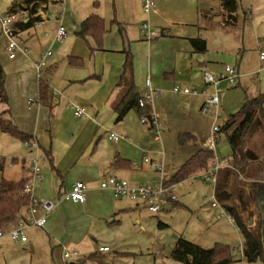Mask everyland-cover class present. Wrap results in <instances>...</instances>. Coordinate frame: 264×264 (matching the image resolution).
<instances>
[{"label": "crops", "instance_id": "1", "mask_svg": "<svg viewBox=\"0 0 264 264\" xmlns=\"http://www.w3.org/2000/svg\"><path fill=\"white\" fill-rule=\"evenodd\" d=\"M156 1L158 4L146 14L141 0H42L39 2L37 14L34 15L41 20L26 29H21L18 23L29 21L32 4H27L25 0L10 3L8 13L17 16L14 36L26 34L28 42L37 39L44 42L51 39L53 53H42L43 57L46 56V62L51 59L45 69L43 68L50 78L49 80L46 76L49 82L48 101L51 105L39 102V80L36 85L30 80L34 73H38L34 62L41 53L36 57L24 54L11 59L5 49L10 61L9 71L21 79L17 83L18 95L9 98L8 103L0 101L3 104L1 114L4 118L13 120L22 131L33 135L40 147L42 146L38 134L42 129L49 128L52 143L49 150L44 149L46 161L43 156L40 161L44 179L36 184L34 195L39 199L52 200L57 206L48 214L45 227L27 229L30 233L27 234L26 243L16 244L9 235L0 239V264H26L25 260L9 257L12 256L11 253H18L21 248L29 253L26 257L27 264H33L39 248L45 257L57 264L56 257L62 255V244L80 251L85 254L84 257L92 253L104 256L105 252H99V247L108 245L99 246L97 251L87 242L89 235L103 236L107 233L106 230H110L108 234L116 240H123L130 232H135V227L131 229V226H125L126 221H137L142 225L144 216L139 202L117 197L109 189L101 187L102 181L109 176L135 180L136 170L148 164L144 163L143 159L144 152L150 146L146 128L153 130L151 125L143 124L135 110H130L122 118H119V113L114 110L115 103L123 93L124 86H118V82L127 56L132 58V75L137 90L140 93L144 91L148 78L154 87L160 89L152 107L162 121L163 115L174 113L172 108L175 86H193L199 90L212 91L213 87L205 84L204 72L210 71L218 76L224 72L225 67L219 65L216 59L233 58L230 52L226 53L225 41L221 37L218 38L220 45L216 51L220 58L210 55V38L203 34L205 23L214 17L223 18V28L237 24V21L234 24L226 22L222 8L218 11L207 5L201 6L204 2L198 0ZM60 9L65 12L61 14ZM54 12H59L61 17L54 18ZM41 14H45L47 18L43 19ZM91 14H98L105 20L107 31L101 48L92 36L83 38L78 34L83 21ZM146 18L153 27L161 30L159 37L156 32L157 36L153 40H147L140 34L141 22ZM47 21H57L56 28L64 25L69 30V35L63 41H58L53 36V29L52 35L48 37L47 32L40 31ZM245 35H242L241 58L236 55V65L231 66L237 72L236 81L244 87L245 95L254 97L260 93L264 94V62L259 58L260 51H264V31L258 32L254 26L252 40L256 49L249 48L253 49L249 53L255 55L254 63L251 64L245 63L244 59ZM195 38L205 41L204 52L195 50L191 41ZM236 53L238 52L233 50L232 55ZM71 57L79 62L72 64L69 62ZM222 82L221 87L224 90ZM31 98L32 107L29 105ZM204 99L201 93L189 95L190 110H200ZM69 100V106L73 110L72 103L85 107L87 116L75 129L61 128V125H65L61 123H57L54 129L52 124L47 123L48 117L60 121L69 109L66 105ZM6 110L8 112H5ZM108 131L120 132L118 134L125 135L127 139H120L124 140L122 143L118 140L116 145H106L103 133ZM151 141L154 143L161 140ZM200 149L207 148H198L192 156ZM117 158L124 160L115 163ZM29 169L30 164L23 160L22 176L13 181L29 177ZM165 171H169V167H166ZM78 181L87 185L86 200H61L62 195L70 191ZM26 214L27 208H24L19 216ZM81 258L83 257L79 259ZM75 261L77 260H70L69 264ZM235 263L236 261L232 264Z\"/></svg>", "mask_w": 264, "mask_h": 264}, {"label": "rangeland", "instance_id": "2", "mask_svg": "<svg viewBox=\"0 0 264 264\" xmlns=\"http://www.w3.org/2000/svg\"><path fill=\"white\" fill-rule=\"evenodd\" d=\"M14 1L15 0H0V64L4 67L7 74L6 89L10 99L12 96L18 95L17 83L21 77L18 75L16 76L14 72L9 71L10 69H8L10 61L7 58L5 49L10 41L3 33L1 18L9 12L8 8L10 7V3ZM152 1L155 3V6L158 4L156 0ZM205 5L212 7L214 10L221 11L220 2L217 0H211L206 3L204 2L201 6ZM55 12L53 17L55 18L59 16L60 18L61 15L59 12ZM64 12L65 11L60 9L61 14ZM41 15L43 19L47 18L45 14ZM236 16L238 19L237 24L235 26H227L226 28H223L221 24L223 18L214 19V17H211V20L205 23V30H203L204 36H208L210 38L211 56L218 57L216 54V51L220 45L218 38L221 37L222 40L225 41V51L226 53L230 52L229 54L233 58L218 57L220 59H216V61H218V64L223 68L226 66V64L233 66L236 65V55L239 59L241 58L243 53V33L246 34V49L244 51V53H246L244 57L245 63H254L253 58L255 55L249 53L253 50L249 48L256 49L255 42L252 40L254 26L256 31H264V0H240L238 9L236 11ZM145 21H148L149 25L158 33L159 37L161 30H159V28L153 27L147 18L141 22L140 34L143 36L141 29L142 24ZM55 25L57 26V21H47L40 31L47 32L49 37L52 35V31L54 29L55 31L53 36L56 39L58 28L61 25H59L58 28H56ZM27 38L28 37L26 34L13 37V41L17 45V57L24 54L33 55L36 57L39 56V53H41L37 61L34 62L37 63L43 60V54L45 55L48 52L53 53L51 39L44 42H40L38 39L28 42V40H26ZM254 40H256V37H254ZM221 43L223 45V42ZM233 50H236L238 53L232 55ZM50 60L51 59L47 60V62H50ZM40 75L44 77L47 76L49 78L44 70L41 74L34 73L33 76L30 77V80L34 81V84L36 85ZM178 86L190 88L193 87L182 85ZM222 86L224 88V92L221 94L222 98L219 108L216 109L215 107H209L206 113H202L201 109L193 112L190 110L188 102L189 95L176 93L173 91V115H163V119L161 121L159 115L155 113L160 123L161 141H155L153 143L151 141V139L155 140L153 130L146 128V132L148 133L150 139V146L148 147L147 151L144 152V157H148L157 161L163 166L164 172L161 173L157 171L155 167L148 163L144 164L142 168L136 170L137 174L134 178L135 180L131 181L127 178L124 179H127L132 184L138 186L152 184L154 187H157V183L161 181L162 178L169 179L171 175L175 174L180 166L185 163L198 148H207V143L213 136V126L218 125L222 127L226 120L231 115L239 111L245 102L246 95L243 89L244 87H241V85L238 84V81H236L235 84H230L227 80H223ZM206 91L208 94H212L214 92L213 89L212 91H209L208 89ZM248 96L252 97V95L249 94ZM32 101V98L29 99V105L31 107ZM155 102L156 101H154V103ZM70 103L71 100H69L66 104L68 105L69 109L66 111L65 115H62V121L48 117L47 123H49V125L52 124L54 129H56L57 123L65 124L61 125V128L69 127L75 129L84 118H78L74 115V110L69 106ZM2 105L3 104L0 102V118L3 111ZM110 132L111 131L103 133V140L105 144H118L117 141L115 142L109 140ZM184 134H192L193 136H189L188 138L186 137L187 139H181V136ZM219 136L220 137L218 139L216 148L217 155L219 157H230L232 155V149L226 136L222 132L219 133ZM38 139L42 147H40L39 144L35 145L24 143L0 130V158L4 160L3 169L0 170V179L2 177L9 180H16L20 178L22 176L23 160L26 164H30V166L32 164V158L37 156H43L44 161H46L47 158L44 149L49 150L52 143V136L49 132V128L42 129V131L38 134ZM122 142H124V140H120V143ZM245 146L248 151L253 154V156H258L261 159H264L263 124L258 122V124L253 126L245 139ZM259 163L260 161L258 160L257 164ZM262 166L264 168V163ZM166 167H169V171H165ZM242 176H239L235 181L238 186L240 185V182H244V177ZM229 180L231 181V179ZM242 185L243 184H241V186ZM215 186L216 185L210 181L194 179L192 177L181 181L178 183V187L175 191L178 202L176 204L174 203L167 205L166 209L161 213H152L144 203H139L144 216L143 223L140 226L137 221L133 223L126 221L125 226H131V229L135 227V232H130L127 236H125V238H123V240H116L113 236H111V234H108L110 230H106L105 232L107 233H105L103 236L95 235L93 237L89 235L87 242L91 244L90 247L97 249V251L99 246L108 245L111 250L109 252L103 253L108 264H182L171 258V253L175 248L178 239L180 238L194 242L206 249L213 248L218 244L228 245L231 249L233 258L236 260L235 264H249L243 255L244 237L238 229L235 221L228 220L226 216H220L221 208L212 206V203L216 201ZM238 190L239 189L236 188V191ZM159 221H162L166 225L160 228L158 225ZM249 224H255V215H253L252 219H249ZM29 233L30 231L26 229V236L27 234L29 235ZM12 241L16 243L13 239ZM37 251L38 252L34 256L33 264H54L52 259L49 260L47 256L45 257L42 254V249L39 248ZM79 253L81 255L80 257H84L85 254L81 253L80 251ZM28 254V251H26L24 248H21L18 253H11L12 256L9 257H14L17 259L20 258L25 260L27 264L28 260L26 257ZM87 255L88 253L86 256ZM69 261L70 260H62L61 256L56 257L57 264H69Z\"/></svg>", "mask_w": 264, "mask_h": 264}, {"label": "trees", "instance_id": "3", "mask_svg": "<svg viewBox=\"0 0 264 264\" xmlns=\"http://www.w3.org/2000/svg\"><path fill=\"white\" fill-rule=\"evenodd\" d=\"M25 1L27 4H32V7L30 8L29 21L18 23L21 29L30 28L41 20L34 15L37 14L39 2L42 0ZM217 1L220 2L226 22L234 24L237 21L236 11L240 0ZM106 31L105 20L98 14H91L83 21L78 34L83 38L92 36L97 46L101 48ZM191 41L196 51L204 52L206 50V43L203 39L195 38ZM69 62L76 64L79 60L71 57ZM132 73V58L128 55L118 82V86H124L123 93L119 101L115 103L114 110L119 113V118H122L130 110H135L140 117L147 116L151 118L153 107L151 104L139 105L141 93L134 84ZM5 82L6 73L0 64V101L8 103L9 97ZM48 89V79L40 75L39 102L50 106ZM5 112H8V110ZM258 122L264 125V94L260 93L254 97L246 95L241 109L231 115L221 127V132L226 136L231 146L232 155L229 157L230 166L219 173L218 182L215 186V196L218 202L233 216L244 237L243 255L249 264H264V168L262 166L264 159L253 156L245 146L246 137ZM0 130L24 143L36 141L33 135L22 131L13 120L3 116L0 118ZM189 136L191 137V135L184 134L181 139ZM214 155V151L208 148L198 150L168 179V183L184 181L209 168ZM121 160L124 159L117 158L115 163H119ZM258 160L260 161L259 164H257ZM3 164L4 160L0 162V170L3 169ZM239 176L244 177V182H240L238 186L235 181ZM28 179L29 177L18 181L8 180L4 177L0 179V227L5 231L16 224L22 210L27 208L30 202L29 196L24 193V187ZM241 184L243 185L241 186ZM236 188L239 190L236 191ZM252 211L255 215L254 225L249 224ZM158 225L161 228L166 224L159 221ZM171 258L182 264H232L236 261L228 245L218 244L213 248L206 249L184 238L178 239L171 253ZM72 264L108 263L104 256L92 253L72 262Z\"/></svg>", "mask_w": 264, "mask_h": 264}, {"label": "built area", "instance_id": "4", "mask_svg": "<svg viewBox=\"0 0 264 264\" xmlns=\"http://www.w3.org/2000/svg\"><path fill=\"white\" fill-rule=\"evenodd\" d=\"M49 1H62V0H49ZM142 1V8L144 13H149L154 7L155 3L152 0H141ZM16 14L7 13L5 16L1 18V24L3 33L9 39V43L6 47L8 52L9 58L16 57V49L17 45L13 41L14 33H15V20ZM141 32L143 36L147 40H153L156 38V31L152 29L149 25L148 21H145L142 24ZM69 35V31L63 25L58 28L56 39L59 41H63ZM50 55L51 52H48ZM259 58L261 61L264 62V51H260ZM46 66V56L43 57V60L34 64L35 69L38 73H41L42 69ZM237 72L235 68L231 65H226L224 68V72L220 75H215L210 71L204 72V81L206 86L213 87V93L208 94L205 89L199 90L197 87H180L175 86L173 91L176 93H183L186 95H198L203 94L205 99L203 106L201 108L202 113H206L209 107H215L216 109L219 108L221 102V94L223 89L221 87V82L223 80H227L229 83L234 84L237 80ZM160 89L154 87L148 78L146 80L145 89L141 93L139 97V105L144 106L146 104L153 105L155 99L159 96ZM74 108L75 116L78 118L87 116V109L83 106H78L72 103ZM141 122L143 124L151 125L155 139L157 141L161 140V129L160 123L154 113H151V118L147 116L141 117ZM213 136L207 143V148L214 151L215 155L210 162L209 168L194 174L192 178L194 179H202L206 181H210L215 185L218 182L219 173L222 169L227 168L230 166V158L227 156L219 157L216 153L217 143L219 139V133H221V127L218 125L213 126ZM109 139L118 141L120 139H127L125 135H121L118 133H110ZM28 144H37L35 141H31ZM42 157H34L32 158V164L29 169V179L27 180L24 193L29 196L30 202L27 206V214L26 216H19L16 224L11 226L7 231L0 227V239L3 238L5 235H9L16 243H26L28 238L25 234V230L32 227H40L43 228L47 222V216L57 206V203L49 200V199H39L35 197L34 191L36 184L41 182L44 179L43 174L41 173L40 168V161ZM3 159L0 158V162ZM144 162L151 164L153 167L156 168L157 171L163 173L164 169L163 166L160 165L157 161L144 157ZM179 182L168 183V179L162 178L161 181L157 183V187H154L152 184L150 185H134L129 180L124 178H118L115 176H109L101 183V187L104 189H109L112 193L117 197H126L133 201L144 203L146 207L152 213L159 214L163 210L166 209V206L169 204H174L178 201L176 196V189L178 187ZM86 191L87 185L84 182L78 181L75 182L70 191L66 192L62 195L61 200H71L74 202H84L86 200ZM216 198V196H215ZM213 207H220L221 213L220 216H226L228 220L234 221L233 216L228 213L218 202L217 198L216 201L212 203ZM226 211V213H225ZM62 260L67 261L71 259H79L80 253L77 250H71L67 245L62 244ZM109 247H99V252H107L109 251Z\"/></svg>", "mask_w": 264, "mask_h": 264}, {"label": "water", "instance_id": "5", "mask_svg": "<svg viewBox=\"0 0 264 264\" xmlns=\"http://www.w3.org/2000/svg\"><path fill=\"white\" fill-rule=\"evenodd\" d=\"M250 215H251V219H252V217H253L254 213H253V212H251V213H250Z\"/></svg>", "mask_w": 264, "mask_h": 264}]
</instances>
